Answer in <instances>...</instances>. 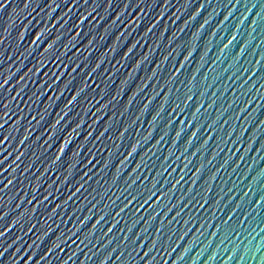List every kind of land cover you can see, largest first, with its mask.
I'll use <instances>...</instances> for the list:
<instances>
[{
	"label": "water",
	"instance_id": "95a60500",
	"mask_svg": "<svg viewBox=\"0 0 264 264\" xmlns=\"http://www.w3.org/2000/svg\"><path fill=\"white\" fill-rule=\"evenodd\" d=\"M0 84V264H264V0H4Z\"/></svg>",
	"mask_w": 264,
	"mask_h": 264
},
{
	"label": "snow or ice",
	"instance_id": "6c2138e0",
	"mask_svg": "<svg viewBox=\"0 0 264 264\" xmlns=\"http://www.w3.org/2000/svg\"><path fill=\"white\" fill-rule=\"evenodd\" d=\"M3 2H4V0H0V4H3ZM201 27H202V26H201ZM149 31H151V29H149ZM37 38H39V36H37ZM231 42H232V41H229L228 43L231 44ZM53 43H54V42H53ZM225 47H227V45H225ZM49 48H52V44H49ZM129 51H131V49H129ZM166 59H167V57H166ZM185 59H187V57H185ZM97 67H99V65H97ZM177 71H178V70H177ZM3 83L6 84V83H7V80L5 79ZM2 87H3V84H0V88H2ZM75 99H76V96H73L72 99L68 101V104H71L72 101H74ZM146 106H147V105H145V107H146ZM57 123H59V121H57ZM0 127H3V126L0 125ZM53 127H55V125H54ZM77 127H79V126H77ZM89 135H91V133H89ZM100 135H103V133H101ZM121 135H123V133H121ZM177 135H179V133H177ZM7 139H8V137L0 138V146H3V144L5 143V141H6ZM25 139H27V137H26ZM20 143H24V141L22 140V141H20ZM67 144H68V140H65V145H67ZM131 147H132V146H131ZM64 150H65V148H64L63 146H61V147L59 148V153H63ZM133 152H136L135 147H132V152H129L128 155L131 156ZM77 154H78V153H77ZM22 155H23V153H20V155L17 156L16 159L19 160V159H20V156H22ZM59 158H60V155H57L56 159L58 160ZM54 162H55V161H54ZM0 164H2V162H0ZM8 184H11V180L8 181ZM5 187H7V185H5ZM76 191L78 192V191H80V189H76ZM74 194H75V193H74ZM74 194H73V195H74ZM47 199H48V197H45V200H47ZM97 223H99V221H97ZM95 226H96V225H93V227H95ZM108 231H111V228H109ZM3 235H4V231H0V236H3ZM147 255H148V253H145V256H147Z\"/></svg>",
	"mask_w": 264,
	"mask_h": 264
}]
</instances>
